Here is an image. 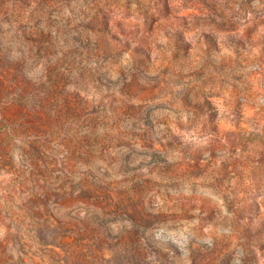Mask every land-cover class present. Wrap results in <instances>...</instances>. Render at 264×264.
Returning a JSON list of instances; mask_svg holds the SVG:
<instances>
[{"label": "rangeland", "instance_id": "374dc122", "mask_svg": "<svg viewBox=\"0 0 264 264\" xmlns=\"http://www.w3.org/2000/svg\"><path fill=\"white\" fill-rule=\"evenodd\" d=\"M0 264H264V0H0Z\"/></svg>", "mask_w": 264, "mask_h": 264}]
</instances>
